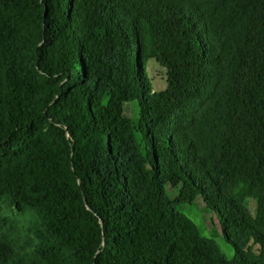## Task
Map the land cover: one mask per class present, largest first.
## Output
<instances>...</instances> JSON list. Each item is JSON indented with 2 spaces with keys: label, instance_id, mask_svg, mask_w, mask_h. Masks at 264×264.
Returning a JSON list of instances; mask_svg holds the SVG:
<instances>
[{
  "label": "trees",
  "instance_id": "16d2710c",
  "mask_svg": "<svg viewBox=\"0 0 264 264\" xmlns=\"http://www.w3.org/2000/svg\"><path fill=\"white\" fill-rule=\"evenodd\" d=\"M0 264H264V0H0Z\"/></svg>",
  "mask_w": 264,
  "mask_h": 264
},
{
  "label": "rangeland",
  "instance_id": "374dc122",
  "mask_svg": "<svg viewBox=\"0 0 264 264\" xmlns=\"http://www.w3.org/2000/svg\"><path fill=\"white\" fill-rule=\"evenodd\" d=\"M148 74L155 91L163 90L167 87V70L161 66L155 60L149 62L148 65ZM106 103L121 106L124 109V117L120 121V128L127 133H133L138 138L140 137V107L137 101L128 102L125 104L119 103L115 100H112L110 97H107L105 100ZM173 197H176L178 193L176 191H170ZM250 208L254 211L256 208V202L254 200L247 201ZM181 211L189 216L202 230L203 235L212 236L214 229L220 230V223L216 216L210 215L205 211L204 204L201 201H197L192 204H185L180 207ZM212 223V224H211ZM222 248L230 255L232 251L229 247L226 246V243L218 238Z\"/></svg>",
  "mask_w": 264,
  "mask_h": 264
}]
</instances>
